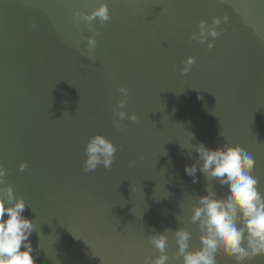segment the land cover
Masks as SVG:
<instances>
[{
    "label": "water",
    "instance_id": "95a60500",
    "mask_svg": "<svg viewBox=\"0 0 264 264\" xmlns=\"http://www.w3.org/2000/svg\"><path fill=\"white\" fill-rule=\"evenodd\" d=\"M100 2L111 17L103 27L74 17ZM225 15L212 49L191 38L201 20ZM121 86L129 99L116 110L138 120L117 129ZM96 134L117 152L110 168L86 173ZM200 142L246 149L264 195V0H0V164L37 225L38 261L144 264L160 255L149 237L164 233L177 264V229L199 248L192 208L206 189L226 194L186 175Z\"/></svg>",
    "mask_w": 264,
    "mask_h": 264
},
{
    "label": "clouds",
    "instance_id": "9594fccd",
    "mask_svg": "<svg viewBox=\"0 0 264 264\" xmlns=\"http://www.w3.org/2000/svg\"><path fill=\"white\" fill-rule=\"evenodd\" d=\"M74 17L88 24L99 21L101 27L111 18L104 2H100L91 13L77 11ZM228 20L227 15L212 17L211 24L201 20L198 32L192 33L191 38L200 43L207 42V47L212 49L214 40L224 32L223 28L219 31L217 28ZM87 45L89 53L95 49L97 40L94 36L87 39ZM195 61V57H188L183 62L181 75H186ZM118 92L122 98L117 100L113 109V115L118 118L113 120V125L121 129V121L125 118L136 122L138 117L135 113L129 115L116 110L125 108L129 99L126 87L121 86ZM116 152L117 147L105 136L96 134L90 137L84 148L83 171H95L99 165L110 168ZM195 152L198 161L185 166L186 175L193 183H198L197 172H200L206 180L218 182L226 194L218 198L215 191L206 189L208 194L200 196L198 205L192 208L191 222L197 225L200 233L199 248L192 249L191 232L186 229L175 231L177 251L174 259L177 264H218L220 257L234 261V264H251L256 258L264 257V195H261L259 181L253 175L255 159L246 149L228 143L213 149L200 142ZM28 166L24 162L19 169L24 171ZM5 181L6 169L0 164V185H5L0 187V264H37L40 245L34 249L30 239L37 232V225L24 215L25 199L16 195L13 187ZM149 242L160 255L146 257L144 264H169L168 236L156 233L149 237Z\"/></svg>",
    "mask_w": 264,
    "mask_h": 264
},
{
    "label": "trees",
    "instance_id": "16d2710c",
    "mask_svg": "<svg viewBox=\"0 0 264 264\" xmlns=\"http://www.w3.org/2000/svg\"><path fill=\"white\" fill-rule=\"evenodd\" d=\"M37 264H47L37 260Z\"/></svg>",
    "mask_w": 264,
    "mask_h": 264
}]
</instances>
